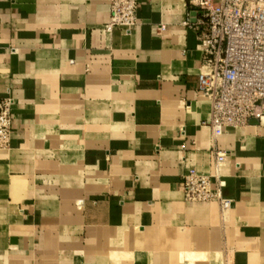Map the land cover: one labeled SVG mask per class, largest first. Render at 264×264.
<instances>
[{
    "label": "crops",
    "instance_id": "0c3cea01",
    "mask_svg": "<svg viewBox=\"0 0 264 264\" xmlns=\"http://www.w3.org/2000/svg\"><path fill=\"white\" fill-rule=\"evenodd\" d=\"M111 1L0 0V264H264V124L203 125L186 0H135L129 34ZM213 148L224 213L180 186Z\"/></svg>",
    "mask_w": 264,
    "mask_h": 264
},
{
    "label": "built area",
    "instance_id": "2783aa9c",
    "mask_svg": "<svg viewBox=\"0 0 264 264\" xmlns=\"http://www.w3.org/2000/svg\"><path fill=\"white\" fill-rule=\"evenodd\" d=\"M186 8L183 25L203 44L198 93L211 106L210 120L203 125L215 140L228 128L264 124V0H186ZM138 9L135 0H112L105 32L119 28L131 33L138 26ZM12 107L11 98L0 99V151L10 145ZM225 164V153L213 148L212 175L193 169L183 176L184 201L215 203L221 212H228L232 202L221 193L225 184L220 174Z\"/></svg>",
    "mask_w": 264,
    "mask_h": 264
},
{
    "label": "water",
    "instance_id": "95a60500",
    "mask_svg": "<svg viewBox=\"0 0 264 264\" xmlns=\"http://www.w3.org/2000/svg\"><path fill=\"white\" fill-rule=\"evenodd\" d=\"M193 16L195 17V16H196V14H195V13H193ZM251 124H252V125H257L258 123H257V122H252Z\"/></svg>",
    "mask_w": 264,
    "mask_h": 264
}]
</instances>
